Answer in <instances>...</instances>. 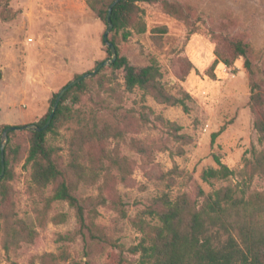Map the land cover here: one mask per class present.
<instances>
[{
    "label": "rangeland",
    "instance_id": "374dc122",
    "mask_svg": "<svg viewBox=\"0 0 264 264\" xmlns=\"http://www.w3.org/2000/svg\"><path fill=\"white\" fill-rule=\"evenodd\" d=\"M167 1L172 8L138 1L132 22L140 27H129L126 38L118 33V54L136 67L156 64L164 92L188 94L187 109L152 90H126L123 70L105 65L86 78L76 103L65 100V117L47 133L63 165L74 156L99 169L75 194L87 197V210L95 207L93 233L106 238L87 230L83 238L74 208L50 199L55 186L32 182L29 132L18 129L3 139V148L9 143L16 152L7 165L12 178L0 190V264H138L130 247L141 234L132 217L163 193L194 201L200 189L234 182H206L201 171L217 166L214 155L238 170L259 148L243 59L211 65L216 49L232 57L236 38L249 42L264 65V0ZM106 26L85 0L0 1V125L38 123L55 93L109 59ZM83 131L95 137L83 138ZM251 187L261 190L264 181L255 178Z\"/></svg>",
    "mask_w": 264,
    "mask_h": 264
},
{
    "label": "trees",
    "instance_id": "16d2710c",
    "mask_svg": "<svg viewBox=\"0 0 264 264\" xmlns=\"http://www.w3.org/2000/svg\"><path fill=\"white\" fill-rule=\"evenodd\" d=\"M113 1L115 0H85L87 6L106 25L107 11ZM138 1L140 0H118L112 6V28L108 39L116 47L117 56L108 66L123 70L126 90L133 91L135 88L152 90L155 97L162 102L180 104L186 110L185 98L189 97L188 94L176 97L164 92V88L157 80L160 71L156 64L136 67L125 56L118 54V33L121 32L126 38L131 33L129 27L134 29L140 27L132 22V17L138 10ZM150 1H159L166 9L173 7L167 0ZM3 17L9 19V16ZM230 46L231 58L223 57L219 49L215 50L211 69H214L218 63L231 65L234 59H243L249 77L251 92L249 106L254 115L253 127L257 133L259 148L251 149L250 155L243 158V166L238 170L231 169L214 155L217 166L206 167L201 171V178L206 182L233 179L234 182L221 185L209 192L200 189L201 198L194 201L189 200L185 194L170 197L167 193H163L155 198L152 206L144 208L132 217L131 224L141 234L139 242L130 247L131 252L138 255V264H264V188L258 190L251 187L255 178L264 181V65L254 58V50L249 42L236 38L230 42ZM107 51L111 57L108 47ZM1 77L0 69V79ZM85 84L86 78L71 86L62 95L46 129L27 130L29 147L25 163L30 167L31 180L35 185L55 186L51 200L65 201L74 208L78 232L83 238L85 230L91 238H106L105 234L93 233L98 226L93 214L95 207L92 206L87 210L84 205L87 197L75 194L81 185L88 186L90 180L95 181L99 169H94L97 168L94 166L87 167L74 156L63 165L56 150L47 142V133L53 131L56 123L66 115L65 100L69 99L72 103H76L80 94L84 92ZM56 95L57 93L51 98V105L46 115L35 123L38 126L45 124ZM4 127L0 125V137ZM224 127L213 132L212 139ZM173 131L176 132L177 128L175 127ZM13 133L14 130L7 132L8 139H11ZM82 135L83 138L95 137V133L89 131H83ZM15 152V148L13 150L9 143L3 148L5 169L0 179L1 191L5 187V182L12 178L11 170L7 169V165L10 163V155ZM105 163L102 162L101 165ZM108 169L104 168L107 172ZM58 238L69 237L68 234H58ZM49 255L55 257L53 253Z\"/></svg>",
    "mask_w": 264,
    "mask_h": 264
},
{
    "label": "water",
    "instance_id": "95a60500",
    "mask_svg": "<svg viewBox=\"0 0 264 264\" xmlns=\"http://www.w3.org/2000/svg\"><path fill=\"white\" fill-rule=\"evenodd\" d=\"M118 1L115 0L113 1L107 11V15H106V22H107V26H106V30L103 33V42L106 44V46L108 47L110 53H111V57L109 59L103 60L101 62H99L95 68L92 71L89 72H84L82 74H80L78 77L72 79L71 81H69L67 84H65L58 92L55 98V101L53 103L52 106V110L45 122V124H43L42 126H38L35 123H28V124H23V125H6L3 129V133H2V142H1V171H0V179L2 178L3 174H4V169H5V165H4V161H3V139H7V132L11 131V130H18V129H30V130H35V131H41L47 128V126L49 125L55 110L57 109L58 103L60 101V98L62 97V95L74 84L78 83L79 81H81L82 79L88 78L90 76L95 75L98 70L105 66V65H110L112 62H114V60L116 59L117 56V50L116 47L114 46V44L108 39V34L110 32V29L112 28V22H111V9L112 6L114 5V3Z\"/></svg>",
    "mask_w": 264,
    "mask_h": 264
}]
</instances>
